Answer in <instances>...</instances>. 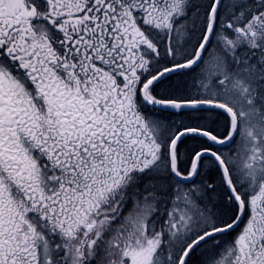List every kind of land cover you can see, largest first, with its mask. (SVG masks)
I'll use <instances>...</instances> for the list:
<instances>
[{
    "label": "snow or ice",
    "instance_id": "obj_1",
    "mask_svg": "<svg viewBox=\"0 0 264 264\" xmlns=\"http://www.w3.org/2000/svg\"><path fill=\"white\" fill-rule=\"evenodd\" d=\"M0 264H264V0H0Z\"/></svg>",
    "mask_w": 264,
    "mask_h": 264
}]
</instances>
